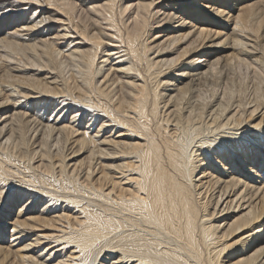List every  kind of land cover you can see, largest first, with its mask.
Listing matches in <instances>:
<instances>
[{
  "label": "bare ground",
  "instance_id": "bare-ground-1",
  "mask_svg": "<svg viewBox=\"0 0 264 264\" xmlns=\"http://www.w3.org/2000/svg\"><path fill=\"white\" fill-rule=\"evenodd\" d=\"M0 264H264V0H0Z\"/></svg>",
  "mask_w": 264,
  "mask_h": 264
},
{
  "label": "rangeland",
  "instance_id": "rangeland-1",
  "mask_svg": "<svg viewBox=\"0 0 264 264\" xmlns=\"http://www.w3.org/2000/svg\"><path fill=\"white\" fill-rule=\"evenodd\" d=\"M234 77L236 78V82L238 83H244L249 77V71L247 69V66L244 65V63H238V65L235 64Z\"/></svg>",
  "mask_w": 264,
  "mask_h": 264
},
{
  "label": "snow or ice",
  "instance_id": "snow-or-ice-1",
  "mask_svg": "<svg viewBox=\"0 0 264 264\" xmlns=\"http://www.w3.org/2000/svg\"><path fill=\"white\" fill-rule=\"evenodd\" d=\"M258 127H259V125H258Z\"/></svg>",
  "mask_w": 264,
  "mask_h": 264
}]
</instances>
